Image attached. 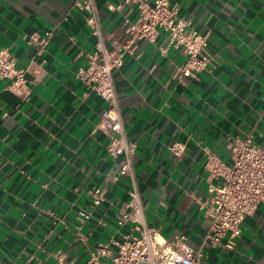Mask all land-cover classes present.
Instances as JSON below:
<instances>
[{
  "label": "crops",
  "instance_id": "0c3cea01",
  "mask_svg": "<svg viewBox=\"0 0 264 264\" xmlns=\"http://www.w3.org/2000/svg\"><path fill=\"white\" fill-rule=\"evenodd\" d=\"M96 0L108 36L138 7ZM76 0H0V50L16 58L31 94L22 98L0 79V264H54L64 252L87 264L96 245L118 237L117 213L131 202L109 155L93 133L106 102L77 77L96 37ZM209 37L213 55L196 77L174 78L181 48L141 39L114 73L123 124L136 143L134 168L145 220L166 239L184 236L193 248L211 225L213 188L207 155L229 164L231 137L250 136L264 147V0H171ZM52 30L47 45L33 39ZM185 144L182 157L169 148ZM104 201L90 209L92 190ZM104 222V223H103ZM232 250L212 248L204 264H264V202L246 216Z\"/></svg>",
  "mask_w": 264,
  "mask_h": 264
},
{
  "label": "built area",
  "instance_id": "2783aa9c",
  "mask_svg": "<svg viewBox=\"0 0 264 264\" xmlns=\"http://www.w3.org/2000/svg\"><path fill=\"white\" fill-rule=\"evenodd\" d=\"M126 4L137 5L138 16L125 18L121 26L106 36L96 0L75 2L78 9L86 12V22L96 37L93 50L87 53V65L79 69L77 77L106 102L92 132H102L106 137L107 153L121 157L119 175L129 182L131 199L117 213L119 231L125 225L130 228L121 231L118 237L98 243L87 264H204L208 250L234 249L232 237L241 234L244 218L264 202V147L256 144L250 136L237 135L229 141V164L215 153H208L205 166L210 175L219 177L221 181L212 189L211 225L198 248L191 247L184 236L168 240L157 229L147 225L134 168L136 143L128 138L124 128L114 73L122 67L127 54H135L139 40L155 42L162 32L167 34V40L161 51L165 53L172 47L181 48L186 56L185 61L176 66L174 78L196 77L208 69L213 55L208 35L201 33L192 19L180 14L178 3L171 0H122L117 7L122 9ZM52 33V30H47L41 36L34 35L33 39L45 46ZM26 72L27 69L20 67L15 57L0 50V79L8 81V88L22 98L31 94ZM169 148L178 157L184 155L185 144L182 142H173ZM91 193L90 209L80 211L85 219H90L92 209L105 199L101 186L95 187ZM54 264L77 263L58 251Z\"/></svg>",
  "mask_w": 264,
  "mask_h": 264
},
{
  "label": "rangeland",
  "instance_id": "374dc122",
  "mask_svg": "<svg viewBox=\"0 0 264 264\" xmlns=\"http://www.w3.org/2000/svg\"><path fill=\"white\" fill-rule=\"evenodd\" d=\"M77 264H79V263H77Z\"/></svg>",
  "mask_w": 264,
  "mask_h": 264
}]
</instances>
